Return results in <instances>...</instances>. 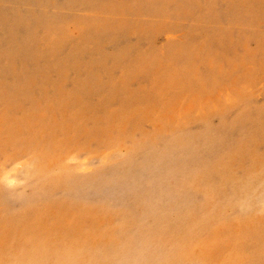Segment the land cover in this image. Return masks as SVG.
<instances>
[{
  "label": "rangeland",
  "instance_id": "1",
  "mask_svg": "<svg viewBox=\"0 0 264 264\" xmlns=\"http://www.w3.org/2000/svg\"><path fill=\"white\" fill-rule=\"evenodd\" d=\"M0 264H264V0H0Z\"/></svg>",
  "mask_w": 264,
  "mask_h": 264
}]
</instances>
